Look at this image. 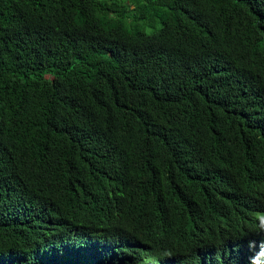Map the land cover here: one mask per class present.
Instances as JSON below:
<instances>
[{
    "label": "trees",
    "instance_id": "1",
    "mask_svg": "<svg viewBox=\"0 0 264 264\" xmlns=\"http://www.w3.org/2000/svg\"><path fill=\"white\" fill-rule=\"evenodd\" d=\"M255 212L264 0H0V264H264Z\"/></svg>",
    "mask_w": 264,
    "mask_h": 264
},
{
    "label": "clouds",
    "instance_id": "2",
    "mask_svg": "<svg viewBox=\"0 0 264 264\" xmlns=\"http://www.w3.org/2000/svg\"><path fill=\"white\" fill-rule=\"evenodd\" d=\"M253 220L259 232H264V212H255L253 214ZM261 247H264V244H262ZM163 255L170 256L171 255L170 250H165Z\"/></svg>",
    "mask_w": 264,
    "mask_h": 264
},
{
    "label": "rangeland",
    "instance_id": "3",
    "mask_svg": "<svg viewBox=\"0 0 264 264\" xmlns=\"http://www.w3.org/2000/svg\"><path fill=\"white\" fill-rule=\"evenodd\" d=\"M112 1L114 2L115 0H112ZM163 259H164V257L161 258V260H163Z\"/></svg>",
    "mask_w": 264,
    "mask_h": 264
}]
</instances>
